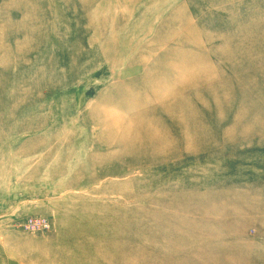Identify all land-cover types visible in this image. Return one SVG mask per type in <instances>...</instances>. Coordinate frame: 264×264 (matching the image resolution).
I'll use <instances>...</instances> for the list:
<instances>
[{
  "label": "rangeland",
  "instance_id": "obj_1",
  "mask_svg": "<svg viewBox=\"0 0 264 264\" xmlns=\"http://www.w3.org/2000/svg\"><path fill=\"white\" fill-rule=\"evenodd\" d=\"M0 264H264V0H0Z\"/></svg>",
  "mask_w": 264,
  "mask_h": 264
},
{
  "label": "built area",
  "instance_id": "obj_2",
  "mask_svg": "<svg viewBox=\"0 0 264 264\" xmlns=\"http://www.w3.org/2000/svg\"><path fill=\"white\" fill-rule=\"evenodd\" d=\"M23 227L26 231L37 233L47 232L51 229V222L44 217H31L25 221Z\"/></svg>",
  "mask_w": 264,
  "mask_h": 264
}]
</instances>
